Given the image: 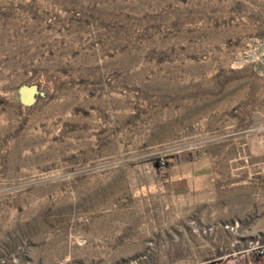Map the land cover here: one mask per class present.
I'll list each match as a JSON object with an SVG mask.
<instances>
[{"label":"rangeland","instance_id":"374dc122","mask_svg":"<svg viewBox=\"0 0 264 264\" xmlns=\"http://www.w3.org/2000/svg\"><path fill=\"white\" fill-rule=\"evenodd\" d=\"M264 0H0V264H264Z\"/></svg>","mask_w":264,"mask_h":264},{"label":"built area","instance_id":"2783aa9c","mask_svg":"<svg viewBox=\"0 0 264 264\" xmlns=\"http://www.w3.org/2000/svg\"><path fill=\"white\" fill-rule=\"evenodd\" d=\"M257 255L258 257L264 258V248L261 251L257 252Z\"/></svg>","mask_w":264,"mask_h":264}]
</instances>
